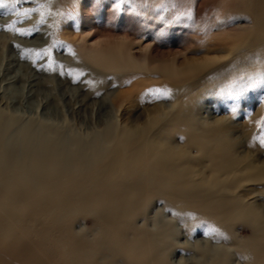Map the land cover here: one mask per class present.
Instances as JSON below:
<instances>
[{"label": "rangeland", "instance_id": "obj_1", "mask_svg": "<svg viewBox=\"0 0 264 264\" xmlns=\"http://www.w3.org/2000/svg\"><path fill=\"white\" fill-rule=\"evenodd\" d=\"M28 1L13 6V0H3L0 7V110L22 119L18 127L31 119L90 140L108 125L137 126L138 145L151 134V115L174 116L179 108V117L186 118L180 130L227 126L235 157L264 166V29L251 0ZM186 12H191L190 19L181 15ZM118 47L124 48L128 67L103 70L89 61L97 50ZM45 49L48 55H36ZM198 66L204 67L197 75L189 72ZM171 70L182 71L184 77L174 79ZM157 88L168 98L150 91ZM240 89L238 96L230 94ZM112 101L121 105L120 111L113 107V118H100L99 110L111 108ZM169 137L173 146L187 152L191 174L212 181L208 164L187 146L183 134L175 131ZM247 176L238 171L230 177L234 190H223L225 182L218 189L221 198L232 197L253 209L261 220L258 225L245 217L221 224L216 216L170 204L164 197L137 203L132 221L155 236L170 227L173 236L162 245L165 264H216L222 256L225 264H260L247 249L254 229L264 225V180L249 182ZM98 226L90 214L75 220L63 237L53 232L52 222L27 225L16 240L0 246V264H63L62 251L68 246L99 239L106 248L118 243L113 237L101 238ZM98 251L97 258L106 260V252ZM124 261L117 257L112 263Z\"/></svg>", "mask_w": 264, "mask_h": 264}, {"label": "bare ground", "instance_id": "obj_2", "mask_svg": "<svg viewBox=\"0 0 264 264\" xmlns=\"http://www.w3.org/2000/svg\"><path fill=\"white\" fill-rule=\"evenodd\" d=\"M251 1L255 14L263 18L264 29V0ZM89 61L103 70H119L131 63L123 47L97 50ZM203 67H191L189 72L197 75ZM168 74L177 80L184 77L182 71L171 70ZM85 96L83 106L88 98ZM113 107L120 111L121 105L112 101L111 108L100 107V118H113ZM180 110L174 116L165 112L151 115V134L138 145L136 134L141 127L108 125L102 133L83 140L55 124H39L31 119L24 126L20 122L19 128L20 118L0 110V246L27 231V225L42 221L52 222L53 232L63 237L75 220L90 214L99 224L101 238L113 237L119 239L118 243L106 248L101 239L92 244L83 239L86 245L63 248V264H114L117 257H123L126 264H165L162 245L173 236L170 227L155 236L136 228L133 222L137 203L159 197L216 216L221 224H234L245 217L258 225L261 220L253 209L232 197L221 198L222 188L218 186L225 182L223 190H234L236 182L230 177L238 171L248 174L249 182H260L264 180V166L255 167L235 157L236 144L227 126L200 130L193 125L180 130L178 127L186 120L179 117ZM175 131L183 134L189 148L200 152L201 160L214 175L212 181L191 174L185 163L187 152L171 143L169 136ZM106 144L109 148L105 150ZM254 230L248 256L254 253L264 264V225ZM98 250L106 252V260L102 253L103 258L99 257L103 260L97 258ZM226 261L222 256L216 264Z\"/></svg>", "mask_w": 264, "mask_h": 264}, {"label": "snow or ice", "instance_id": "obj_3", "mask_svg": "<svg viewBox=\"0 0 264 264\" xmlns=\"http://www.w3.org/2000/svg\"><path fill=\"white\" fill-rule=\"evenodd\" d=\"M18 2H19V0H13V6H14L15 3H18ZM4 6L5 5H4L3 0H0V7H4ZM173 7H175V4H173ZM25 15H27V13H25ZM181 15H186V16L189 17V19L191 18V12L181 13ZM8 27L11 30L19 31L18 29H15L14 28V25H9ZM36 55L37 56H46V55H48V50L45 49L42 52H37ZM261 75H262V79H261L260 82L261 83H264V73H262ZM150 91L153 92L154 94H158L162 98H168V94H167L166 91H161L158 88L157 89L150 90ZM242 91H243V89H240V90H238V91H236L234 93H230V94L235 95V96H238L240 94V92H242Z\"/></svg>", "mask_w": 264, "mask_h": 264}]
</instances>
